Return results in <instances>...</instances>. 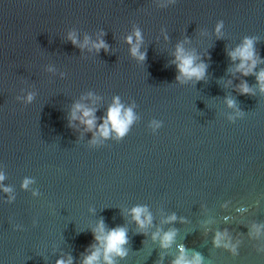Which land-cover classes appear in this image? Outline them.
<instances>
[{
    "label": "water",
    "instance_id": "water-1",
    "mask_svg": "<svg viewBox=\"0 0 264 264\" xmlns=\"http://www.w3.org/2000/svg\"><path fill=\"white\" fill-rule=\"evenodd\" d=\"M245 38L246 76L229 56ZM177 46L202 79H177ZM261 71L264 0H0V264H83L97 250L107 264L101 221L127 233L112 264H174L181 247L199 264H264ZM117 100L134 119L103 136ZM135 207L151 216L143 229Z\"/></svg>",
    "mask_w": 264,
    "mask_h": 264
},
{
    "label": "clouds",
    "instance_id": "clouds-1",
    "mask_svg": "<svg viewBox=\"0 0 264 264\" xmlns=\"http://www.w3.org/2000/svg\"><path fill=\"white\" fill-rule=\"evenodd\" d=\"M222 24L217 25L216 31L219 32ZM139 42L140 33L136 32L134 34ZM69 39L75 45L76 40L74 37L70 36ZM127 42H132V37L127 38ZM87 43V41H85ZM97 51L104 48L106 50V45L103 40L98 41L93 45ZM131 54L133 56L138 57L140 60L144 59V54L139 52V43L134 45L131 49ZM229 56L232 60L239 59L240 64L237 66V71H241L243 75H248L252 72L253 68L256 66L257 59L255 50H254V40L251 38H245L242 45L237 47L233 52L229 53ZM173 63H176L177 71L179 72V76L177 79L179 80L181 77H185L188 79L196 78L197 80L202 79L205 73V65H194V58L185 54L182 47L177 46L176 56ZM257 80L260 84L261 90L264 91V71H261L257 74ZM249 89L247 85L241 86V93L247 94ZM31 100V96L28 97ZM232 101H229V106L232 105ZM82 106L76 105L74 111H81ZM73 118H75L73 114ZM134 119L133 114L130 109L123 111L122 113V105L119 104L118 100L113 103V105L109 108L105 122L101 125L99 131L101 135L107 136L109 132L108 125H111V130L115 131L118 136H123L129 124ZM81 122L86 126L88 130H91L95 123L94 115L92 110L83 109L82 110V118ZM2 179V177H0ZM29 183V181H25V186ZM7 191V190H6ZM131 216L133 221L138 225L139 228L143 229L151 222V216L147 214V209L144 207H135L131 210ZM169 219H174V217H170ZM94 238L97 241H100L104 247V260L107 261V264H112V254L123 256L125 255V250L123 245L127 243V233L124 228H116L105 234V228L103 221H101L95 232L93 233ZM174 237V233L169 232L165 233L161 239V246L168 247ZM155 238V237H154ZM221 237L217 234L216 243L219 244ZM181 255L174 261V264H199V257L194 258L193 261H187L183 256V248L180 249ZM100 257L99 250L93 252L90 256L86 257L83 264H96ZM57 264H71V260L58 261Z\"/></svg>",
    "mask_w": 264,
    "mask_h": 264
}]
</instances>
